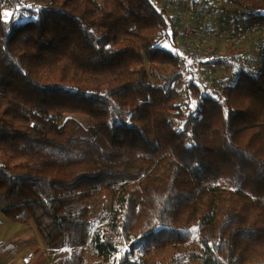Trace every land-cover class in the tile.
I'll return each instance as SVG.
<instances>
[{"label":"trees","instance_id":"1","mask_svg":"<svg viewBox=\"0 0 264 264\" xmlns=\"http://www.w3.org/2000/svg\"><path fill=\"white\" fill-rule=\"evenodd\" d=\"M155 1L0 0V214L33 224L32 264H264V51L219 104Z\"/></svg>","mask_w":264,"mask_h":264},{"label":"built area","instance_id":"2","mask_svg":"<svg viewBox=\"0 0 264 264\" xmlns=\"http://www.w3.org/2000/svg\"><path fill=\"white\" fill-rule=\"evenodd\" d=\"M210 0H190L189 9L194 14V21H199L203 13L209 9ZM160 5L170 12L179 28V37L182 41L180 54L187 64V69L195 72L196 84L206 91L219 104L224 103V96L218 90L216 82L220 78L221 69L215 65L221 56L215 51V42H222L227 47L243 48L257 34L264 31V23H250L238 25L235 30L212 28L211 26L195 27L185 19L184 12L174 5V0H159ZM170 31L162 33L163 41L174 42ZM175 41H178L175 39ZM179 43V41H178ZM243 53L233 54L231 60L240 72L252 69L255 66V56ZM257 53L264 51V41L256 44ZM220 81V80H219ZM219 83V82H218ZM184 99L185 96H182Z\"/></svg>","mask_w":264,"mask_h":264},{"label":"rangeland","instance_id":"3","mask_svg":"<svg viewBox=\"0 0 264 264\" xmlns=\"http://www.w3.org/2000/svg\"><path fill=\"white\" fill-rule=\"evenodd\" d=\"M155 3L159 7H162L159 3V0H156ZM174 5L179 7L184 12L185 19L188 22H190L192 24V26H195V27L207 26L208 22L206 23V20H204L202 17L200 18L199 21H194V19H193L194 14L189 9V4L187 1L183 2V4H180L179 0H174ZM233 11H231V9H229V6L227 4L209 1V9L206 12H204V14H205V17H207L208 19L210 17H213V19H209L208 26H211L212 28H225L229 32V30H235L238 27V25H237L238 23L237 24L234 23V25H232V27H230V26H228V24H226L229 21V18H230L229 16H232ZM166 12L171 14L168 11H166ZM215 15H217V17H218L217 19H223L225 22H223V23L222 22L221 23L215 22L214 21L216 19ZM203 20L205 21V23L203 22ZM173 25H174V32L173 33L170 32V34L174 35V46L171 48V44L169 42L163 41L162 33L164 32V30H162V32H161L160 46L163 49H167V50L173 49L174 52L177 51L178 53H180L182 41L179 37V28L175 24V20H174ZM239 25H243V23H239ZM259 38H261L260 42L264 41V33L261 34L260 36L256 37V38H253V40H250L246 44L247 50H246L245 54H250L253 56H256L257 54H259L255 50V46H256L257 42L259 41ZM175 39H177L179 41V43H178V41L176 42ZM248 46H253L254 49L252 47L250 48ZM214 49L219 54V56L222 55L221 59L219 60V63L218 64L214 63L215 65H219V68L221 69V75H220V78L218 79V81L216 82V84H219L222 82L224 84H227V83L229 84L233 80L235 74H234L233 69H231V67H233L234 63L231 60H227V59L230 58L231 56H233V54H238L241 50L244 49V47L243 48L242 47L241 48L227 47L222 42H215ZM164 69H165V72L167 74L171 71L172 68L169 66H165ZM167 75H169V74H167ZM219 80H220V82H219ZM151 83L152 84H159L161 82L155 76L154 78L153 77L151 78ZM74 117L79 119L82 122H85V118H83L82 116L75 115ZM0 216L2 217V215H0ZM0 223H1V219H0ZM8 224H11V223H8ZM32 226H33V224H32ZM35 232H36V230H35ZM194 238H196V234H194L193 239ZM42 248L45 249L44 246ZM38 252H41V251H37V249H36L34 255ZM49 257H50V255L46 254V260H48ZM137 258H138V254L134 255L133 259H137ZM33 262H34V260H33ZM88 262H89L88 264H90V261H88ZM28 263L32 264V260L31 261L29 260ZM33 264H35V263H33Z\"/></svg>","mask_w":264,"mask_h":264},{"label":"crops","instance_id":"4","mask_svg":"<svg viewBox=\"0 0 264 264\" xmlns=\"http://www.w3.org/2000/svg\"><path fill=\"white\" fill-rule=\"evenodd\" d=\"M186 1L190 0H184ZM202 16L208 25V18L204 13ZM0 219V264H30L28 261L34 258L36 249L37 251L45 250L32 224H16L8 221L3 215Z\"/></svg>","mask_w":264,"mask_h":264},{"label":"snow or ice","instance_id":"5","mask_svg":"<svg viewBox=\"0 0 264 264\" xmlns=\"http://www.w3.org/2000/svg\"><path fill=\"white\" fill-rule=\"evenodd\" d=\"M9 15H11V14H9Z\"/></svg>","mask_w":264,"mask_h":264}]
</instances>
